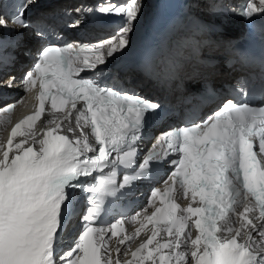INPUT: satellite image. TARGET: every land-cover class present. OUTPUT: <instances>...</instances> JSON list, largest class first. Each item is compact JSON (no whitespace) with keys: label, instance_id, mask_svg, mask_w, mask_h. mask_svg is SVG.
Segmentation results:
<instances>
[{"label":"snow or ice","instance_id":"snow-or-ice-1","mask_svg":"<svg viewBox=\"0 0 264 264\" xmlns=\"http://www.w3.org/2000/svg\"><path fill=\"white\" fill-rule=\"evenodd\" d=\"M30 6L39 7V0L0 2V28L7 29L10 22L27 28L29 24L24 17ZM144 8L143 0H129L124 6L106 0L95 9H75L78 13L96 11L120 16L122 26L115 36L98 44L43 47L32 70L25 74V91H31L39 82V107L34 115L15 126L11 137L24 135L22 128L39 120L45 111V101L50 100L57 112L68 105L77 111L76 123L82 138L73 141L58 134L62 121L52 120L43 139L36 141L31 135L33 144L27 148L24 147L27 139L15 144L11 159L13 139H8L7 150L0 148V264H114L110 251L105 249L108 243L105 236L108 232L117 236L121 221L94 226L105 199L128 195L134 181L147 179L159 171L150 173L153 161L169 155L164 152L146 156L134 174H124L122 182H117L121 166L136 167L137 142L159 114L161 105L95 78L105 71H97L98 65L106 64L105 56L112 57L128 47L129 35ZM9 9H13L10 16ZM256 13L264 14V0H259L258 5L256 0H250L240 15L251 19ZM48 19L45 14L39 23L55 32L53 25L46 23ZM80 24L81 20L76 19L67 27L78 28ZM36 35H45L43 27ZM177 68L173 65V70ZM85 71H91L92 77L79 76ZM77 76L78 79L74 78ZM15 81V76H9L0 81V88H12ZM234 90L244 99L226 98L203 122L164 133L167 148L177 155V159L169 161L174 169L168 175L172 187H166L164 193L152 190L149 207L154 211L145 219L154 230L124 264H264V254H260L264 248L259 252L254 248L256 241L252 234L256 232L264 240V72L258 84L241 78ZM81 100L83 105L77 110ZM12 107L4 110L10 111ZM71 116L69 111L67 118ZM53 124L55 127H50ZM84 127H90L95 143H90L89 134L83 133ZM93 173L97 174L94 182L86 186L81 177ZM176 185L185 198L191 194L193 203L199 198V206L189 204L182 208L174 202L172 193ZM75 189L91 193L80 217L86 223L72 246L61 252V232L73 200L70 190ZM157 198L160 206L155 204ZM250 198L255 202L251 203ZM238 208L243 211L238 212ZM257 209L255 220L259 224L248 216ZM147 211L146 207L136 219ZM230 213L243 223L234 226L236 220ZM161 224L165 226L163 229ZM193 227L198 232L195 238ZM141 231L143 227L137 229L136 235ZM161 231L171 239L159 241ZM126 239L131 237H124L120 243ZM124 255L127 256V250ZM115 264H121L120 260Z\"/></svg>","mask_w":264,"mask_h":264},{"label":"bare ground","instance_id":"bare-ground-1","mask_svg":"<svg viewBox=\"0 0 264 264\" xmlns=\"http://www.w3.org/2000/svg\"><path fill=\"white\" fill-rule=\"evenodd\" d=\"M7 79H8V77H7ZM212 81L215 82L216 84H218L219 82L226 81V78H224L223 72H220V73L214 72L212 75ZM12 102H14V101H10L8 103H12ZM81 125H82V123H81ZM61 127H63V129L67 130V131H70V129H72V131H73V130H76L77 128H79V127H77L75 116H71V118L63 117ZM138 246L140 247V244H138ZM117 249H119V252H117ZM110 250L112 252L111 258L114 261V264H115V258L116 257H118V259L121 260L122 262H125L126 260H130L129 255H127V256L124 255V253L126 251V247H124V246L121 247L120 245L116 246L114 243H111Z\"/></svg>","mask_w":264,"mask_h":264}]
</instances>
